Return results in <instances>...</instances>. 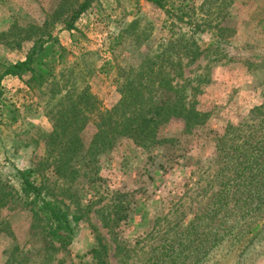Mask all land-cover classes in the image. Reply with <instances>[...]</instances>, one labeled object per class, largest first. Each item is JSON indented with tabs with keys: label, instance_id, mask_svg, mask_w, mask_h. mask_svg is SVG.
I'll return each instance as SVG.
<instances>
[{
	"label": "rangeland",
	"instance_id": "rangeland-1",
	"mask_svg": "<svg viewBox=\"0 0 264 264\" xmlns=\"http://www.w3.org/2000/svg\"><path fill=\"white\" fill-rule=\"evenodd\" d=\"M84 1L0 0V71L49 35L63 50L39 89L27 74L1 80L0 187L17 191L16 169L39 168L85 212L70 246L48 256L29 210L8 197L0 264H95L93 248L104 264H264V0H166L168 11L92 0L67 29ZM197 22L204 31H192ZM147 77L169 78L198 123H160L166 141L152 148L121 138L97 156L94 183L80 160L77 172L56 173L47 140L59 114L83 93L96 102L92 116L111 109L119 82ZM97 131L89 121L79 132L86 146Z\"/></svg>",
	"mask_w": 264,
	"mask_h": 264
},
{
	"label": "trees",
	"instance_id": "trees-1",
	"mask_svg": "<svg viewBox=\"0 0 264 264\" xmlns=\"http://www.w3.org/2000/svg\"><path fill=\"white\" fill-rule=\"evenodd\" d=\"M92 0H85L77 10L73 11L67 22V29H73V21L88 7ZM158 8L168 11L166 0H147ZM182 22L183 14L171 13ZM192 31H204L200 23L191 25ZM38 40L30 49L24 60H18L0 71V105L1 80L5 76H30L28 83L31 89H39L49 83L54 77L55 63L59 61L63 50L57 48L54 42ZM212 42V41H211ZM210 42V43H211ZM127 78H125L126 80ZM119 82L118 89L122 97L119 103L111 109H101L92 116L96 102L91 94L83 93L81 106L71 105L60 113L53 129L48 135L47 146L55 151L52 165L60 176L77 172L75 164L80 160L82 175L89 182L100 179L97 156L103 150L112 148L121 138H129L136 145L152 148L166 139L157 137V128L160 123L171 118H181L185 129H191L202 117L185 101V95L171 83L169 78L147 77ZM150 86L152 93H150ZM93 109V110H92ZM1 115V109H0ZM13 121L15 117L11 118ZM93 121L98 128L88 146L85 145L79 132ZM39 168L16 169L14 177L17 182V191L6 186L0 187V207L8 197L15 198L22 208L29 210L32 216V230L36 231L37 241L45 254L67 249L72 243L79 222L84 216L80 206L71 209L63 198L57 196L48 185L46 178ZM37 173V174H36ZM8 187H10L8 185ZM5 188V189H4ZM126 207V206H125ZM122 206L121 209H125ZM124 215L115 216V220L123 219ZM109 225V224H107ZM95 258V264H104L101 249L90 250Z\"/></svg>",
	"mask_w": 264,
	"mask_h": 264
}]
</instances>
